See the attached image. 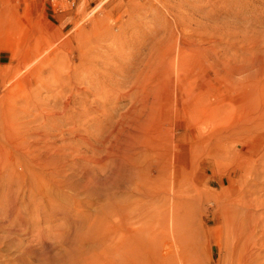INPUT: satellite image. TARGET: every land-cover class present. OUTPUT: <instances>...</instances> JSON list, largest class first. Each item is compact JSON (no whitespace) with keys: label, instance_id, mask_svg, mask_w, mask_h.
<instances>
[{"label":"rangeland","instance_id":"obj_1","mask_svg":"<svg viewBox=\"0 0 264 264\" xmlns=\"http://www.w3.org/2000/svg\"><path fill=\"white\" fill-rule=\"evenodd\" d=\"M0 65V264H170L163 223L193 185L185 253L264 264V133H240L241 162L214 138L264 111V0H0ZM224 220L254 232L240 259Z\"/></svg>","mask_w":264,"mask_h":264},{"label":"bare ground","instance_id":"obj_2","mask_svg":"<svg viewBox=\"0 0 264 264\" xmlns=\"http://www.w3.org/2000/svg\"><path fill=\"white\" fill-rule=\"evenodd\" d=\"M248 112H250V111H248ZM251 115H253V116H251V122H249V124L248 125H246V127H244L243 129H240L239 131H238V133H233L234 134V136H233V134H230V133H227V134H225V135H223V136H220L219 135V133H217L216 135H214V138H216L217 140H219L221 143H224V141H227V144L228 145H234V144H238V145H240V144H242V138H241V136H246V135H249L248 133H246L245 131H247V132H251V131H256V132H263L264 133V111L263 112H259V113H256V112H253ZM240 133H242L243 135H241ZM241 135V136H240ZM227 144H224V145H227ZM174 148V147H173ZM177 148V147H176ZM229 148H230V146H229ZM234 148H232L231 150H233ZM236 149V151H234V152H231V154H233L232 156H234V160L235 161H238V162H241V161H245L244 159L250 154V152L247 150V149H245L244 148V146H242V145H240V146H238V147H236L235 148ZM166 150V149H165ZM172 151H173V149H171ZM170 150V151H171ZM163 151V150H162ZM238 151V152H237ZM239 151H242L243 153H245V155L244 154H240L239 153ZM164 152H166V151H164ZM170 153V152H169ZM165 154H167V153H165ZM172 153H170V155H171ZM178 154V153H177ZM172 155H175V154H172ZM167 156H168V154H167ZM176 156V155H175ZM250 156H252V155H250ZM169 158H170V156H168ZM186 157V156H185ZM184 157V158H185ZM231 157V156H230ZM168 158V159H169ZM177 158H178V155H177ZM177 158H175L176 160H177ZM167 159V160H168ZM174 159V160H175ZM189 159V158H188ZM170 160V159H169ZM176 160H175V162H176ZM173 161V160H172ZM171 161V162H172ZM185 161H186V159H185ZM190 161H191V159H190ZM189 161V162H190ZM234 161V162H235ZM171 164H173V163H171ZM208 164H209V162H208ZM166 165V164H165ZM175 165V164H174ZM191 165V164H190ZM210 165V164H209ZM244 167V166H243ZM222 170V169H221ZM239 171V170H238ZM179 171H177V169L176 170H174L172 173H173V175H179V173H178ZM191 176V175H190ZM250 176V175H249ZM174 178V177H173ZM241 180H242V175L235 181V182H239V184H241ZM192 181V180H191ZM233 182V181H232ZM244 183H245V181H244ZM173 188H175L173 191H177L178 189H177V187H174L173 186ZM233 188V187H232ZM144 188H140V189H137V190H143ZM157 189H158V186H156V187H149V188H145L142 192H140V193H144L142 196L143 197H152L153 196V194H155L156 192H157ZM171 190V189H170ZM225 190H226V188L225 189H221V193L219 194V192L217 193V196L219 197H224L223 199H225L226 197H227V193H225ZM159 192H161V195H163L164 197H165V199L167 198V193H168V191L166 190V189H163L162 188V185H160L159 186ZM202 191H200V189L197 187V185H193V189H190V190H188L187 191V193L185 194L186 196L185 197H183L182 198V200H179V199H175V200H173V202H171V205H170V210H169V214H166V217H165V220H166V223H163V228H164V230H165V233H166V230H167V228H169V231H170V238L167 236V238L168 239H170V241H168L169 243H167V241H166V243H167V249H165L166 250V257H168L169 258V261L168 262H170V264H174V263H176V262H179V263H181V264H196V262L194 261V259H195V256H194V254H192V255H190V254H187V253H185V251H184V249H183V247H182V244H183V240L185 239L184 237H182L181 236V231H180V226H181V223L182 224H184L183 222H182V218H180V216H179V207H185V206H190L191 204H193V203H195L196 201H198L197 199H198V197L199 196H201L202 194ZM171 194V193H170ZM230 194H228V196H229ZM233 197V196H232ZM237 197H238V195H237ZM236 196H235V198H237ZM228 198V197H227ZM240 198V197H239ZM202 199V198H201ZM233 199V198H232ZM231 200V199H230ZM201 201V200H200ZM224 201V200H223ZM222 201V202H223ZM227 202V201H226ZM229 202H231V203H234L232 200L231 201H229ZM228 203V202H227ZM190 204V205H189ZM235 204V203H234ZM254 204H256V203H254ZM259 204V203H258ZM225 205V204H224ZM228 205H231V204H228ZM236 205V204H235ZM235 205H233L236 209L239 207H237V205L235 206ZM250 205V204H249ZM252 205V204H251ZM233 206H231L232 208H233ZM257 206H259V205H257ZM225 207H227L228 208V206L226 205ZM254 207V206H253ZM252 207V208H253ZM235 208H233V209H230V207L228 208V211H229V209H230V211H233ZM181 209V208H180ZM235 209V210H236ZM240 210V212L242 213V211L244 210V209H242L241 210V208L239 209ZM239 210H238V212H239ZM255 210V209H254ZM225 211V210H224ZM223 211V212H224ZM227 211V210H226ZM225 211V212H226ZM228 211H227V213H228ZM246 211V210H245ZM245 211H243V212H245ZM234 213H236L237 211H233ZM167 213V212H166ZM241 213H239L240 215H241ZM243 214V213H242ZM225 215H226V213H225ZM224 215V216H225ZM229 215V214H228ZM235 215H238V214H235ZM186 217V216H185ZM236 217L237 216H235L234 217V219H235V223L237 222V220H238V218L236 219ZM239 217V216H238ZM242 217V216H241ZM240 218V217H239ZM232 219H233V216H232V218H231V221H232ZM233 219V220H234ZM217 220H218V222L219 223H221V219H220V217H218L217 218ZM230 220V219H229ZM229 220H228V222H229ZM239 221V220H238ZM168 222V223H167ZM217 222V223H218ZM239 222H241V221H239ZM243 222V221H242ZM258 222V221H257ZM223 223H224V225H225V220L223 221ZM232 223H234V221H232ZM232 223L230 222V223H227L228 225L226 226L225 225V227H228L226 230H227V236L226 237H230V235L232 236V238L235 240L234 241V243H232V251H228V253L229 252H232V254L231 255H228V256H234V257H238L239 259H240V257L239 256H242V254L244 253V252H247V251H244L245 250V248H246V246H247V241H249L250 242V240H251V242H250V244H252V245H255V244H253V239H254V232H253V230H250L251 232H248L247 234L245 233H240L239 231H236V230H234V229H232V231L230 230L231 228V225H232ZM234 223V224H235ZM123 224V223H122ZM239 224V223H238ZM241 224H243V223H241ZM125 227H126V225H124ZM123 226V230H127L125 227ZM239 226V225H238ZM183 227V226H182ZM222 225H221V227H219L218 229H216L217 231H219V233L220 234H222ZM233 227V226H232ZM235 227V226H234ZM240 227V226H239ZM238 227V228H239ZM242 227V226H241ZM240 227V228H241ZM245 227V226H244ZM237 228V229H238ZM243 228V227H242ZM241 228V229H242ZM253 228V227H252ZM131 230H129V238L130 239H127V240H124L123 242V244H122V246L120 247V246H118V245H116V246H114L113 247V249L111 250V251H109V252H112V253H115L116 252V254H117V256H119V254H121L122 252L123 253H126L127 252V249L125 248L127 245H125V244H127V243H130L131 242V240H133V239H135L136 240V237H135V235H136V231H134V230H132V228H130ZM153 229H154V226H152V227H150V233H151V235H152V237H153V239H156V237H157V235L155 234V231L153 232ZM183 229V228H182ZM263 229V228H262ZM261 229V230H262ZM256 231V230H255ZM241 232H242V230H241ZM262 232V231H261ZM162 233V232H161ZM231 233H233V235L231 234ZM230 234V235H229ZM140 235V234H139ZM162 235V234H161ZM163 235H164V233H163ZM159 236V235H158ZM166 235H164V237H165ZM261 236V235H260ZM163 237V238H164ZM225 237V238H226ZM152 239V240H153ZM232 239V240H233ZM167 240V239H166ZM188 240V239H187ZM192 240V239H191ZM191 240H189V245L191 244L190 242H192ZM224 241H225V239H224ZM228 241V240H227ZM256 241V240H255ZM154 242V241H153ZM263 242V241H262ZM250 244H248L249 245V247L251 248L252 247V245H250ZM256 246V245H255ZM255 246H253L254 248H255ZM248 247V248H249ZM231 250V249H230ZM249 250V249H248ZM252 250H254L253 248L251 249V250H249L250 252L248 253V254H246V255H249L250 253H253L252 252ZM153 251V250H152ZM244 251V252H243ZM257 253V252H256ZM132 254L135 256V258H140L143 254H144V249H143V247H137V248H134V249H132ZM258 255H259V252L257 253ZM244 255H245V253H244ZM254 255H256V254H253V255H251L250 256V260L249 261H251L252 259H254V257H256V256H254ZM254 256V257H253ZM245 258H247V257H249V256H244ZM244 257H243V259H244ZM253 257V258H252ZM102 258H104V256L102 257ZM147 258V257H146ZM193 258V259H192ZM252 258V259H251ZM238 259V260H239ZM140 260H142V259H140ZM165 260H168V259H165ZM242 260V259H241ZM247 260H248V258H247ZM244 261H246L245 259H244ZM142 262V261H141ZM165 262V261H164ZM151 263H153L152 262V260H151ZM237 263V262H236ZM139 264V263H138ZM166 264H169V263H166ZM177 264V263H176ZM239 264V263H238Z\"/></svg>","mask_w":264,"mask_h":264},{"label":"built area","instance_id":"obj_3","mask_svg":"<svg viewBox=\"0 0 264 264\" xmlns=\"http://www.w3.org/2000/svg\"><path fill=\"white\" fill-rule=\"evenodd\" d=\"M55 7L61 9L64 5H72L74 0H51Z\"/></svg>","mask_w":264,"mask_h":264},{"label":"crops","instance_id":"obj_4","mask_svg":"<svg viewBox=\"0 0 264 264\" xmlns=\"http://www.w3.org/2000/svg\"><path fill=\"white\" fill-rule=\"evenodd\" d=\"M79 1V4L81 5V7L84 6V0H78ZM88 1H93V0H88ZM1 66V65H0ZM1 68V67H0Z\"/></svg>","mask_w":264,"mask_h":264}]
</instances>
